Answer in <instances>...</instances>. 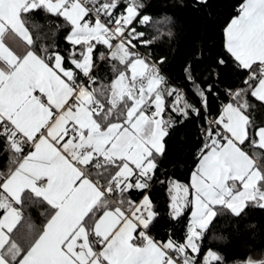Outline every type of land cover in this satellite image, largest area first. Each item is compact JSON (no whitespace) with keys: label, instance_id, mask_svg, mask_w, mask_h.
I'll return each instance as SVG.
<instances>
[{"label":"snow or ice","instance_id":"obj_1","mask_svg":"<svg viewBox=\"0 0 264 264\" xmlns=\"http://www.w3.org/2000/svg\"><path fill=\"white\" fill-rule=\"evenodd\" d=\"M228 7L209 52L211 0H0V264H264V0Z\"/></svg>","mask_w":264,"mask_h":264},{"label":"trees","instance_id":"obj_2","mask_svg":"<svg viewBox=\"0 0 264 264\" xmlns=\"http://www.w3.org/2000/svg\"><path fill=\"white\" fill-rule=\"evenodd\" d=\"M153 2L163 4L165 2L171 3L172 0H153ZM211 2L213 4V8L210 10L211 16L207 12L191 8L181 10L180 22L183 25V32L179 37L181 47L190 45L194 39H199L207 46V51L215 52L219 49L222 42V25L229 11L228 5L233 3V0H211ZM181 131L185 137H192L194 135V128L191 125H185ZM157 195L161 200L167 199L166 190L157 189ZM251 218L256 219L260 224H264V214L258 211L253 213ZM260 242V238L258 237V246Z\"/></svg>","mask_w":264,"mask_h":264}]
</instances>
